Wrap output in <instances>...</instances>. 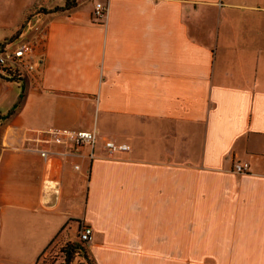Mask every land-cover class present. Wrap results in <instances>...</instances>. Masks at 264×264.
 Returning <instances> with one entry per match:
<instances>
[{"label": "crops", "instance_id": "0c3cea01", "mask_svg": "<svg viewBox=\"0 0 264 264\" xmlns=\"http://www.w3.org/2000/svg\"><path fill=\"white\" fill-rule=\"evenodd\" d=\"M2 1L0 43H46L0 78V264L83 226L97 264H264V0Z\"/></svg>", "mask_w": 264, "mask_h": 264}, {"label": "built area", "instance_id": "2783aa9c", "mask_svg": "<svg viewBox=\"0 0 264 264\" xmlns=\"http://www.w3.org/2000/svg\"><path fill=\"white\" fill-rule=\"evenodd\" d=\"M107 7L102 4L96 5V13L98 15H105ZM45 36V35H44ZM45 37L37 40L22 43L17 46L11 44H5L0 51V73L4 74L10 69L11 64H16L28 73V77H40L43 74L42 58L39 54V50H43L45 45ZM43 140L45 142L52 141L54 143H63L66 139L72 140L75 147L90 146L94 147L97 141V134L94 132L79 131L71 132L67 130H49L44 132ZM105 147L110 156H113L120 152H129L130 146L127 144H119L112 139L105 140ZM42 156L47 157V153L43 152ZM94 158L93 156L91 157ZM79 169V167H77ZM249 170L248 163H235L233 166V172L236 174L245 175ZM51 183H47L50 185ZM81 239L88 245H92L94 242L93 229L83 226L80 229Z\"/></svg>", "mask_w": 264, "mask_h": 264}, {"label": "trees", "instance_id": "16d2710c", "mask_svg": "<svg viewBox=\"0 0 264 264\" xmlns=\"http://www.w3.org/2000/svg\"><path fill=\"white\" fill-rule=\"evenodd\" d=\"M75 4V0H69L65 8L55 9L52 12H63L66 10H70L72 6ZM37 6L33 7L31 13L29 12L28 18L25 20L27 23L33 15L41 14ZM24 26L21 25L19 27V31L23 29ZM7 44L0 43V51L1 48ZM0 78L6 81H14L17 83L27 82L29 77L28 73L22 67L11 64L10 69H8L4 74L0 73ZM38 264V263H37ZM41 264H97L95 260L90 245L84 242L80 236H70L68 240L62 242L58 245L56 251L49 257L48 259L42 261Z\"/></svg>", "mask_w": 264, "mask_h": 264}, {"label": "rangeland", "instance_id": "374dc122", "mask_svg": "<svg viewBox=\"0 0 264 264\" xmlns=\"http://www.w3.org/2000/svg\"><path fill=\"white\" fill-rule=\"evenodd\" d=\"M11 1L12 0H3L2 2L6 5V7H11ZM42 1V0H41ZM49 5H52L54 4V2H49L48 3ZM48 5V6H49ZM0 7H3V5H0ZM33 10V9H31ZM31 13V11H29ZM27 12V13H29ZM30 26V25H29ZM28 26V27H29ZM58 245L57 244H53L51 247H49V249L43 254V256L41 257V259L39 260V263L38 264H41L42 261L48 259L49 257H51V255L56 251Z\"/></svg>", "mask_w": 264, "mask_h": 264}]
</instances>
